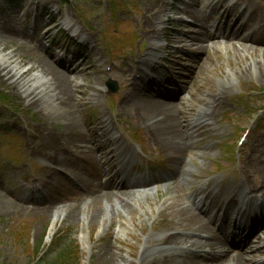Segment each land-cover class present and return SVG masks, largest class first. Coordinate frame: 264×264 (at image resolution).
Returning <instances> with one entry per match:
<instances>
[{"label": "bare ground", "instance_id": "bare-ground-1", "mask_svg": "<svg viewBox=\"0 0 264 264\" xmlns=\"http://www.w3.org/2000/svg\"><path fill=\"white\" fill-rule=\"evenodd\" d=\"M232 1L233 4L227 6L228 0H218L216 4L208 0L214 16L207 18L204 16L202 0L182 2L177 13L192 19L195 25H189L183 19L175 20L177 32L168 40V45L172 46V79L161 82L157 77H150L144 68H150L152 72L160 69L152 59H157L161 64L159 59L166 46L161 44V39L155 40L153 35L162 32L161 16L169 4L166 0H160L158 5L148 11L152 17H149L145 26L143 41H148L153 50L145 53L141 58L142 63L134 67L141 72L143 81L132 82L124 92L121 110L134 115L144 125L151 142L161 146L168 155L169 166L162 174L153 178L154 182H145L123 169L125 164H134L138 158L127 142L113 143L112 137L117 126L112 118L109 124L99 123L94 131L81 121L82 101H93L102 106L101 97L107 91L100 89L98 84L94 86L97 92H93L99 97L94 93L86 95L84 84L78 82L86 75V61L82 65H76L75 59L69 61L63 57L66 65L62 66L42 46L43 39L36 42L33 36L21 30L14 21L1 23L0 47L3 51L17 41L21 43V47L10 53L9 66L0 65V83L11 87L28 106H35L41 111L43 119L35 133L29 134L28 150L32 156L42 158L45 173L34 179L32 187L26 185L30 194L27 198L0 186V211L6 205L17 211L26 212L31 209L59 216L55 221H61L64 217L72 222L77 219L89 229L97 225L111 228L113 225H124L123 220L126 218L133 219L134 205L144 209V204H148L150 198L156 201L159 193L169 190L171 186L166 187L167 189L150 190L141 195H138L136 189L150 188L166 182H174L172 186L177 189L182 181L192 179L194 174L191 167L198 168L196 162L208 157L209 148L201 146L200 136H195L198 130L189 123V109L195 105V101L200 103L212 100L205 92L194 99L187 87L186 81L199 79L198 73H206L208 69L199 55L208 49L218 54L220 47L224 46V50L233 52L237 59L235 73L226 77L228 81L248 77L254 70L264 79L263 63L257 60L260 58L245 64L244 57L237 53L239 48L252 56H257V51H260L262 53L259 57L264 58V26L260 27L263 20L260 7L264 6V0ZM60 26L61 24L56 25V28ZM51 32V29L47 31L44 39ZM75 32L79 39L89 43L80 28ZM95 43L97 44L96 41ZM23 48L27 49L24 54L21 51ZM93 53L88 58L93 57ZM13 66L17 68L16 72L12 69ZM186 71L191 72L189 80H185L183 75ZM34 72H38L44 79V84L40 87L33 81ZM166 85L180 91L172 93ZM149 86H152V92L147 89ZM163 96L165 99H161ZM212 105H215L214 100ZM199 113H206L204 119L207 120L217 115L218 110L213 108ZM60 126L61 130L58 129ZM259 179L264 186V138L254 145L252 155L245 164L241 184L227 187V192L232 191L241 198L250 197L248 200L253 203L252 197L257 191L254 183L257 184ZM46 185L48 191L53 185H57L61 197L69 192L75 198L64 207L61 215L58 205L62 202L57 198H33L32 191ZM184 185H188V182H184ZM203 205L206 210L213 211L214 215L205 216L196 205L191 208L181 206L175 211L176 222L146 241L139 261L129 260L120 255L116 251L118 249L108 248L104 263L264 264V247L261 246L264 237L260 235L261 232L264 233V219L240 213L238 206L228 196L223 200L218 199L214 188L207 193L201 207ZM167 206H171V202L160 207L159 212ZM223 209L225 214H221ZM261 210L264 212V205ZM235 214L252 224L237 229L234 227ZM155 224L156 221L153 222ZM228 235H246V246L231 241ZM101 254L105 255L107 252L102 250Z\"/></svg>", "mask_w": 264, "mask_h": 264}, {"label": "rangeland", "instance_id": "rangeland-1", "mask_svg": "<svg viewBox=\"0 0 264 264\" xmlns=\"http://www.w3.org/2000/svg\"><path fill=\"white\" fill-rule=\"evenodd\" d=\"M1 1V0H0ZM19 1V0H18ZM45 8L48 9V12L54 13V17L57 18L56 24H61L59 30L52 32L46 39L42 37L45 34L48 24L41 25L42 22V10L38 5L36 14L39 17L40 21L37 23V17L34 16L33 12L30 15L31 22L28 23L31 35L36 42H39L40 39H43V46L49 53H54L57 51H62L60 48L53 47L49 48L51 41H55L56 45L60 47L64 46L65 50L70 48L72 53H78L79 51L74 47V45H80L83 43V40L79 39L76 34L77 27H80L83 32L89 37V40L92 42L89 51L81 52V59L77 60V64L80 65L86 60L85 69L86 75L80 79L78 82L84 84L85 93L87 96L96 91L94 86L98 84L101 86L100 89H104L105 80L112 78L120 86V92L117 95L103 97L101 94V101L104 104L102 107L96 105L94 102L88 104L85 111L80 118L86 124L96 125L100 121L103 122L105 117L103 113L109 111L111 101L116 99V102L120 100L125 92V84L128 80H131V72L128 70H123V65H126L128 62L136 60L138 54L145 51L146 46H150L149 42H144L141 45V38L145 35V27L148 23L147 20L151 15L148 13L149 9L158 5L159 0H138L136 8L132 5L129 9L118 14L117 17H114L110 13V2L109 0H90L87 3L82 1L81 3L78 0H43ZM184 0H180L183 2ZM38 3V1H37ZM18 2H14L13 11H5L4 13L0 10V24L4 21L1 17L8 15L11 20L16 23H19V19L15 16L17 14ZM179 7V3L177 4ZM263 10V9H262ZM264 12V10H263ZM82 14H85L87 20H83ZM210 11H207V17L210 16ZM170 16L171 20L164 27L162 32V45L168 46L166 39L170 38L175 32H177V24L173 21L175 19H184L189 25H195L192 19L186 16H179L176 11L169 12V15L161 17L162 21ZM43 18L45 22H49L48 13H43ZM13 19V20H12ZM127 20V21H126ZM7 21V20H6ZM177 23V22H176ZM34 24V25H33ZM126 26L131 28L133 34L136 35V42L133 47L128 48L124 53L118 55V58L110 61L108 59L107 53L104 55V48L106 51V46L108 45L107 41L104 39L106 34H110L111 28L119 26L121 28ZM35 27V28H34ZM87 27L93 29V31H88ZM19 28V27H18ZM62 31L58 35L57 31ZM35 31V32H34ZM117 35L120 36V33ZM95 37V38H93ZM73 39L74 42H73ZM105 40V41H104ZM97 42L96 45H93L94 42ZM72 42L74 44H72ZM81 43V44H82ZM86 45V44H85ZM21 47L20 42H16L10 46L6 51L0 47V65L7 67L10 65L9 55L13 50H17ZM96 49L97 56L95 52L93 57L87 59V56L92 53V48ZM151 47V46H150ZM169 47V46H168ZM172 52L171 48H169ZM24 54L27 51L26 48L21 49ZM107 52V51H106ZM257 54L262 52L257 51ZM238 55H243L240 51H237ZM164 55H169L167 50L163 53ZM200 55V59L204 61V64L208 68H213L210 66L209 61H215L218 67L214 70H206V73L199 72V79L192 81L191 85H188L190 88L191 94L199 95V90L203 89L207 92H211L214 95V98L217 96V91L223 87L224 84L228 83L224 78L225 75L233 74L235 72L236 61L233 52L227 54L225 52H220L216 54L213 50H209L206 54V57ZM35 57L37 55L34 54ZM30 57V55H28ZM69 58L72 55L69 54ZM240 59V58H238ZM261 59V58H260ZM263 59V58H262ZM251 61V58L248 59V62ZM113 62L116 63L112 72H107L109 66H113ZM163 63V61H161ZM163 67H166V64H162ZM121 67V72L118 68ZM206 68V67H205ZM16 72L17 68L12 67ZM138 73V72H137ZM191 72H187L186 75L191 78ZM253 77L246 78L242 77L241 79L236 80V82L230 87L234 90V95L229 94L228 102H231V105H227L222 108L219 118L223 120L217 128H214L213 135L210 131L205 137L203 145L210 147L208 158L203 160H198L197 164L200 167L199 170L195 169L194 172H199L203 176L212 177L218 173V167H222V172H226V177L228 181H231L233 178L234 172L242 168L245 161L252 155L254 150L255 142H258V139L264 138V122H257L256 119L251 123L246 121L244 114V103H240L237 98L238 95L245 94L246 90L263 88L264 81L261 80L257 73H253ZM33 81L35 85L41 86L44 84V79L38 72L32 74ZM174 91V88H171ZM97 92V91H96ZM94 93L97 95V93ZM0 93L4 94L11 100L10 106H3L0 104V182L5 189L12 190L14 192L21 193L23 195H28L25 192L24 187L27 183L31 182L35 178L40 177L44 174V163L42 158L32 156V153L28 150L29 145V136L35 133V130L38 128L39 124L42 122L43 115L41 111L35 106H28L20 96L9 86H5L0 83ZM206 95V94H205ZM99 97V95H97ZM208 96V93H207ZM262 103L264 102V97L261 99ZM83 103V101H82ZM209 104V101L202 102L197 104L189 109L193 114L204 110ZM117 111L120 112L121 119H119L120 125L118 127L123 129L127 134L130 131V135H137L144 140H148L143 126L139 123L138 119L134 115H130L129 112H122L120 110V105L118 103ZM114 109V108H112ZM93 114V117L99 115V118L96 121H89L90 115ZM110 116L117 119L115 113L108 112ZM232 119V123H229L225 118ZM218 119V117H217ZM250 124H256L260 126L253 133L252 139L246 150L243 152V159L240 163L241 153H235L231 155L232 161L228 162L226 158V153L224 152V146L226 144L234 145L235 135L238 131L245 130ZM90 125L89 128H92ZM241 126H244L241 128ZM61 130V126L58 128ZM94 129V128H93ZM30 134V135H29ZM2 137H6L5 141H2ZM4 143H7V147L4 146ZM18 143V145H17ZM18 147V160L15 159L12 155L13 152L10 148ZM157 149L156 146L153 147ZM155 152V151H153ZM135 168L130 167L129 171L140 176L141 173L149 171V166L147 162L143 159H139L135 163ZM260 184V181H258ZM53 185L51 191L48 192L47 196L51 198H57L64 204L58 205V208L61 210L60 215L63 212V209L70 202L75 200L72 197V194L65 192L62 197L60 188ZM175 190V189H174ZM174 191L171 190L167 194H172ZM166 194H161L157 197L156 204H160L161 199ZM39 193L35 194L34 197H38ZM4 199V198H3ZM176 204L173 208H181L185 203L182 200H175ZM69 202V203H67ZM153 200H150L148 204H144V213L141 215L140 209H138L134 215L133 219L130 217L125 220V224L113 225L111 228L100 227L99 225L89 229L87 225L83 226V223H80L77 219L72 222L71 220H66L64 217L61 221H55L59 219V216H52L47 213H38L35 211H17L6 205H4L3 210L0 211V264H34L36 258L39 254H42L43 260L47 264L46 259L52 258L57 250L66 245L73 244L75 242L80 248L79 255V264H105L104 258L108 256V250L118 249L121 255L132 261H139L141 252L145 246V241L151 235H155L165 230L167 227L172 226L176 220L177 216L175 211H164L161 215L158 216V208ZM186 206V205H185ZM69 212V211H68ZM154 220H157L156 225L152 228V223ZM123 225V226H122ZM188 230V229H187ZM186 230V231H187ZM189 232V231H187ZM261 246L264 247V242L261 243ZM37 247L40 248L38 253ZM109 248V249H108ZM105 250L107 254H101V251ZM79 254V253H78Z\"/></svg>", "mask_w": 264, "mask_h": 264}, {"label": "trees", "instance_id": "trees-1", "mask_svg": "<svg viewBox=\"0 0 264 264\" xmlns=\"http://www.w3.org/2000/svg\"><path fill=\"white\" fill-rule=\"evenodd\" d=\"M77 253L61 251L56 255L51 264H74L77 262Z\"/></svg>", "mask_w": 264, "mask_h": 264}, {"label": "water", "instance_id": "water-1", "mask_svg": "<svg viewBox=\"0 0 264 264\" xmlns=\"http://www.w3.org/2000/svg\"><path fill=\"white\" fill-rule=\"evenodd\" d=\"M109 87H110L111 93H116L118 90L111 82H109Z\"/></svg>", "mask_w": 264, "mask_h": 264}]
</instances>
